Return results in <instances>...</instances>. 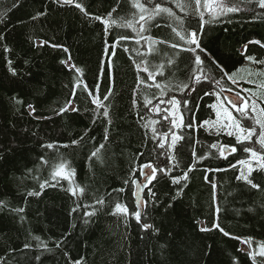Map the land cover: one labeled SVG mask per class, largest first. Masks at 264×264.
I'll return each instance as SVG.
<instances>
[{"label": "trees", "instance_id": "1", "mask_svg": "<svg viewBox=\"0 0 264 264\" xmlns=\"http://www.w3.org/2000/svg\"><path fill=\"white\" fill-rule=\"evenodd\" d=\"M137 2L147 11L134 0H0V264H264V147L254 119L264 109V8L225 0L240 11L213 19L201 0L211 21L201 27L194 0H178L184 11L177 0ZM155 3L180 19L148 20ZM192 31L199 48L186 42ZM226 93L246 98V118ZM229 113L255 127L250 140L237 143ZM173 134L183 139L172 145ZM148 164L166 171L144 184L138 222L136 181Z\"/></svg>", "mask_w": 264, "mask_h": 264}, {"label": "snow or ice", "instance_id": "2", "mask_svg": "<svg viewBox=\"0 0 264 264\" xmlns=\"http://www.w3.org/2000/svg\"><path fill=\"white\" fill-rule=\"evenodd\" d=\"M65 2H66V3H73L74 0H65ZM150 2H151V0H150ZM256 2L258 3L259 7L264 8V0H256ZM194 3H195L196 6H197V12H198V15L200 16L201 27L203 26L204 23H210L211 21H204V19H203V18H204V12H200V11H199V8H200V5H201V0H194ZM203 4H204V8H205V10L207 11V13H209V14L213 17V19L216 18L217 16L221 15V14H226V13H229V12H238V11H240V9H239L238 7H236V6H234V5L229 6V5L225 2V0H203ZM134 6L137 7V8H139L140 11H141V13L147 11V9L144 7V5L138 3L137 0H134ZM76 7H77V8H80L82 11H84L83 6H82L81 4L76 3ZM177 7L180 8L181 11H184V6H183V4L179 3L178 0H177ZM113 11H115V9H113ZM152 13H153L152 15H149V16L147 17L148 20L153 19V16H154V15H159L160 13H167L169 16L175 17V18L178 19V20L180 19L179 17L176 16V14L172 11V9H170V8H168V7H162L160 3H155V4H154V7H153V9H152ZM110 17H111V13H109V18H110ZM95 19L100 20V19H102V18H101V17H95ZM145 19H146V18H145L144 15H140V17H139V20H140V21H145ZM181 22H182V21H181ZM104 23H105L106 25H108L109 20H104ZM111 23H112V24H116L117 22H116L115 20H112ZM125 23H126V26H128V27H132V24H131L130 21H129V22H125ZM121 26H125V25H121ZM106 30H107V28H106ZM135 30H136V29L133 28V31H135ZM141 31H143V26H141ZM173 31L176 32V35L179 37L180 40H185V39H186V38H185V35L181 34V32L177 31L175 28L173 29ZM120 39H127V37H121ZM149 39H150V38H149ZM138 42H139V41H137V43H138ZM186 42H187L189 45H193V44L196 45L197 48L200 47L199 42H198V39H197V33H196V31H192V32L188 35ZM117 43H118V41H117ZM161 43H164V42L161 41ZM256 43H259V41H257ZM171 47H172V48H177V47H180V45H178V44H172ZM185 50H186V51H192V52L195 51L194 48H187V49H185ZM249 59H253V58H252V57H249ZM195 63H196L197 65H201V64H203V61L201 60V58H200L199 55H196V57H195ZM259 63H264V61H260ZM71 67H75V66L72 65ZM139 67H140V66L137 65V68H139ZM160 68H163V65H161ZM76 71L79 72L80 69H76ZM145 71H147L146 68H145ZM200 71L203 72V69L201 68ZM221 71H223V70L221 69ZM13 74H15V72H13ZM158 74H159V75H162L163 73H162V71H161V72H159ZM224 75H228V78H229V79H232V76L229 75L228 73H224ZM149 76L152 77V78L154 79V76L152 75V73H149ZM205 79L207 80L208 77H205ZM200 82H201V81H200V77L197 76V77H196V80H195V83L198 84V83H200ZM141 83H144V81H141ZM216 83H219V81H216ZM233 83H236V81L233 80ZM155 86H156L157 88H160V87H161L159 84H156ZM77 87H79V84H77ZM262 87H264V85H262ZM85 88H86V85H85ZM182 88L187 89V88H189V85H188V84H184V85H182ZM191 90H192V91H195L196 89L193 87ZM88 94H89L90 96L92 95L91 92H89ZM208 94H209V93H207V92L205 93V95H208ZM110 95H111V91H109V92L105 95L104 99L106 100V99L108 98V96H110ZM217 96H219V94H217ZM237 100H240L239 94H237V99H236V100H229L228 103L231 104L233 108H236V110L240 113L241 117H245V118H246V117L248 116V112L246 111L247 108H248V105H247L246 103H244L243 101H241V104H243V106H242V107H241V106H238V105H237ZM18 102H19V101H18ZM169 102H170V103H173V104H179V103H180L179 101H176V100H171V101H169ZM70 103H71V102H69V104H70ZM93 103L97 104L98 107H104L103 102H102V101H99L98 97L93 98ZM146 103H151V101H150V100H146ZM187 103H188V101H187V99H185V101H184L185 106L187 105ZM28 107H29L33 112L35 111V109H34V107H33L32 105H29ZM212 107H216V105H212ZM251 108H252V112H256L257 109H256V104H255V102H253ZM64 110H66V109H61V111H64ZM72 110H73V111H77L76 108H73ZM193 111H194V110H193ZM260 111H261V114H262V115H261V118H259V119L254 118V119H255V123L258 124V125L260 126V129H261V131H260V133H259V136H258V142H259V144H260L262 147H264V109H261ZM103 115H104L105 117L108 116L107 108H105V111H104ZM218 115H219V113H218ZM228 117H229L230 120H233V123H234L235 128H236V129L239 131V133H240V135H237V137H236L237 143H243L245 140H250V138L255 134V132H256L255 127L248 128V129L243 128V127H241L239 121H237V120L235 119V117H232L230 113L228 114ZM165 119H167V116H165ZM108 122H109V124H110V123H111V120H109ZM204 123L207 124V123H209V122H208V121H204ZM187 127H189V128L192 127V123H191V121L189 122V124L187 125ZM230 127H231V126H230ZM152 131H153L154 134L156 133V129H155V128H153ZM218 132H219V130H217V133H218ZM227 134H228L229 136H231V135H233V132L229 131ZM81 139H82V138H81ZM165 139H167V137H165ZM178 139H183V137H182V136L177 137L175 134H173V136H172V141H171V142H172V145H175V143H176V141H177ZM73 143H74V144H75V143H78V141H73ZM159 146H160V147H164V144H160ZM47 147L51 148V147H53V146H52V145H47ZM103 147H104L103 144H101V145H100V148H103ZM212 147H216V145L214 144V145H212ZM98 151H99V148L97 149V152H98ZM231 151H232V152H235V151H236L235 147H232V148H231ZM243 151H245V152H251V154H252L253 157L257 156V153H256L255 151H253L251 148L245 147V148L243 149ZM96 154H97L96 152H93V153H92L93 156H96ZM220 154H221V155H224V149H223V148H221V150H220ZM193 155H195V153H193ZM203 158H205V157H201V159H203ZM173 159H175V157H173ZM261 159H264V157H261ZM240 163H241V164H244V163H246V161H240ZM65 166H66V162H65V163H61V164L58 166V168H59V169H63ZM144 167H145V168H149V169H151L150 172H148V173L145 174V175H146V178H147V181H148L149 183H150L152 180H155V179H156V173H157V171H161V172L166 171L165 169H157V168L153 167L151 164L144 165ZM189 170H191V169H189ZM71 171H72V173L74 174V170H71ZM249 171H251V169H249ZM60 174H61V172H56V173H54V175H60ZM240 178H243V179L247 180V177L244 176L243 173H241V177H240ZM183 179H184V180H187V173L184 174ZM173 182L178 184V183L180 182V178H174V179H173ZM247 182H248L249 184H251V186H252L253 188H258V187H259V185L252 183L251 180H247ZM45 183H47V182H45ZM43 187H44V185L41 184V188H43ZM138 187H139V185H138ZM72 191H73V195H76V190L73 189ZM79 191H80V193L82 194L84 190H83V188H80ZM117 191H124V190H123V189H119V190H117ZM149 191H151V190H149ZM152 194L155 195V193H152ZM29 195H38V193H29ZM134 195L139 196V192L135 193ZM177 195H179V193H177ZM97 203H99V204H103L104 201H103V199H100V200L97 201ZM146 203H147L146 201L141 200V201H138L137 206L139 207L140 204H145V205H146ZM0 204H2V202H0ZM17 211H23V209H18ZM73 211H75V209H73ZM115 211L118 212V213H120V212H122V213H127V212H128V209H127V207H126L125 205H121V204L117 203V204L115 205ZM92 214H93V213H89L88 215H92ZM132 214L135 216L136 220L139 222L140 219H141V212H140V211H135V212L132 213ZM86 222H87V221H86ZM145 227L148 228V227H151V226H150V225H145ZM216 227H219V225H216ZM201 230H202V231H205V230H207V229H201ZM221 231H223V229H221ZM225 235H228V233H225ZM37 239H38V238H37ZM260 254H261V255H264V250H262ZM76 264H81V262H80V261H77Z\"/></svg>", "mask_w": 264, "mask_h": 264}, {"label": "water", "instance_id": "3", "mask_svg": "<svg viewBox=\"0 0 264 264\" xmlns=\"http://www.w3.org/2000/svg\"><path fill=\"white\" fill-rule=\"evenodd\" d=\"M229 96L233 99L236 100L237 96L233 95V94H229ZM242 100V98H240V100H237V103H240ZM151 169L146 168L144 171V176L141 179H138L136 181V189H135V193L139 192V196L135 195V203L136 206L138 204V201L143 200L144 201V184L147 182V178H146V173L150 172ZM139 185V187H138ZM138 210L141 211V213L144 212V204H140L139 207L137 206Z\"/></svg>", "mask_w": 264, "mask_h": 264}, {"label": "rangeland", "instance_id": "4", "mask_svg": "<svg viewBox=\"0 0 264 264\" xmlns=\"http://www.w3.org/2000/svg\"><path fill=\"white\" fill-rule=\"evenodd\" d=\"M243 102H244V103H246V102H247L246 98H244ZM242 105H243V104H241L240 106H242Z\"/></svg>", "mask_w": 264, "mask_h": 264}]
</instances>
